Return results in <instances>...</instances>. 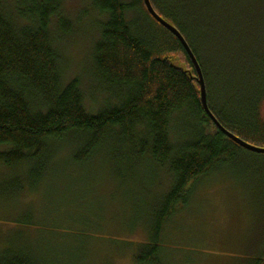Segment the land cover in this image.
I'll return each instance as SVG.
<instances>
[{
    "label": "rangeland",
    "instance_id": "1",
    "mask_svg": "<svg viewBox=\"0 0 264 264\" xmlns=\"http://www.w3.org/2000/svg\"><path fill=\"white\" fill-rule=\"evenodd\" d=\"M92 2L64 0L61 12L74 30L60 34L54 19L53 38L62 84L78 79L85 106L94 112L116 100L95 79L93 49L103 18ZM159 2L176 15L200 59L216 70V103L230 113L246 108L264 68V3ZM127 20L147 25L137 11L129 12ZM177 124L172 123L173 140L185 138L188 123H179L178 130ZM76 141L58 142L46 180L34 191L27 189L26 177H15L16 171L0 165V197L5 195L0 200V253L17 242L31 244L35 256L49 264H251L264 256V154L237 150L191 184L186 202L164 225L157 263L147 258L139 263L136 256L150 239L170 176L149 160L134 165L118 161V154L124 157L129 149L118 148L116 138L79 166L72 159Z\"/></svg>",
    "mask_w": 264,
    "mask_h": 264
},
{
    "label": "trees",
    "instance_id": "2",
    "mask_svg": "<svg viewBox=\"0 0 264 264\" xmlns=\"http://www.w3.org/2000/svg\"><path fill=\"white\" fill-rule=\"evenodd\" d=\"M63 2L0 0V165L16 171L15 177H26L27 189L34 191L46 180L60 150L58 142L76 138L72 159L80 166L116 138L118 148L129 149L124 157L118 154V161L134 165L149 160L171 178L149 229L150 239L136 256V262L147 258L157 263L164 225L186 202L188 187L243 148L207 115L193 61L179 39L150 15L144 0H93V9L103 18L97 23L100 37L93 49L95 79L116 101L88 111L81 82L74 79L64 86L59 71L53 20L62 35L74 30L62 15ZM151 2L164 19L172 20L194 52L209 109L218 122L243 141L264 148V68L248 106L230 113L215 100L216 70L200 59L165 2ZM131 11L143 15L145 28L138 20H127ZM174 120L177 130L179 123H188L185 138L172 139ZM0 264L49 263L35 256L31 244L16 242L0 253ZM251 264H264V256Z\"/></svg>",
    "mask_w": 264,
    "mask_h": 264
},
{
    "label": "water",
    "instance_id": "3",
    "mask_svg": "<svg viewBox=\"0 0 264 264\" xmlns=\"http://www.w3.org/2000/svg\"><path fill=\"white\" fill-rule=\"evenodd\" d=\"M144 3L146 5V8L148 10V12L150 13V15L159 23L161 24L163 27H165L166 29H168L171 33H173L181 42V44L183 45V47L185 48L186 52L188 53L189 57L191 58V60L193 61L195 68L197 70L198 73V79H199V84H200V92H201V101H202V105L203 108L205 110V112L207 113V115L210 117V119L213 121V123L217 126V128L224 133L230 140H232L234 143H236L238 146L242 147L243 149H246L250 152H254V153H258V154H264V148L262 147H257L254 145H251L245 141H243L242 139L238 138L237 136L233 135L232 133H230L229 131H227L216 119V117L213 115V113L211 112V110L209 109V105H208V98H207V90H206V84H205V79L203 76V72L202 69L199 65V62L194 54V52L192 51L191 47L189 46L188 42L186 41V39L184 38V36L182 35V33L172 24H170L169 22H167L155 9L154 6L152 5L151 0H144Z\"/></svg>",
    "mask_w": 264,
    "mask_h": 264
}]
</instances>
